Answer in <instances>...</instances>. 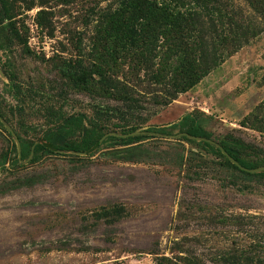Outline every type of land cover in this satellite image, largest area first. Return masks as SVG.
Returning a JSON list of instances; mask_svg holds the SVG:
<instances>
[{
  "label": "rangeland",
  "instance_id": "1",
  "mask_svg": "<svg viewBox=\"0 0 264 264\" xmlns=\"http://www.w3.org/2000/svg\"><path fill=\"white\" fill-rule=\"evenodd\" d=\"M26 1L16 4L30 54L9 46L7 22H0V264H216L222 253L263 247L264 178L220 166L223 158L181 140L176 130H156L202 112L210 118L212 144L227 135L242 139L257 148L253 169L264 167V24L193 89L161 106L155 101L161 102L162 87L129 59H111L94 20L99 14L86 18L106 3ZM117 81L142 97L137 117L153 135L140 146L157 157L113 161L112 145L99 141L89 155L54 151L11 166L21 140L38 144L54 128L45 106L64 118L83 115L77 131L103 112L122 110L109 95ZM251 115L262 121L260 129L245 123ZM121 122L116 115L100 121L110 129ZM38 176L36 185L7 190ZM113 204L124 205L128 216L95 223L92 214Z\"/></svg>",
  "mask_w": 264,
  "mask_h": 264
},
{
  "label": "trees",
  "instance_id": "2",
  "mask_svg": "<svg viewBox=\"0 0 264 264\" xmlns=\"http://www.w3.org/2000/svg\"><path fill=\"white\" fill-rule=\"evenodd\" d=\"M61 1L67 5L74 0ZM17 2L27 1L0 0V22H7L9 46L17 44L24 53L30 54L26 35L19 26L21 8ZM101 3H106L105 7L99 9L93 6L86 18L99 14L94 20L101 27L99 32L101 40L105 41L104 49L111 59H129L134 68L147 72L150 80L163 89L161 102L158 96L155 101L161 106L169 105L179 94L193 89L221 63L224 54L231 56L242 45L257 38L262 33L259 25L264 24V0H97L95 5ZM38 16L40 19L45 16L43 10L39 11ZM44 21L48 23L45 17ZM16 88L20 91L19 86ZM109 95L119 101L122 110L103 112L101 118L87 120L86 125L82 124L78 131L76 127L82 122L83 115L64 118L53 105L45 106L44 111L55 119L54 128L46 131L43 142L38 144L21 140L20 156L12 158L11 166H21L29 157L32 162L38 161L54 151L89 155L99 149V141L112 145L113 149L108 154L113 161L140 163L157 157L149 149L140 146V142L153 135V132L142 130L143 123L137 117L143 109L140 94L117 81L110 82ZM259 109L264 110V104ZM114 115L123 122L111 124L113 129L100 123H109ZM209 121L206 114L192 111L177 123L156 131L166 134L176 130L181 140L223 158L220 166L250 177L264 178V172L251 174L242 169L256 168L257 148L231 135L225 136L218 145L212 144L213 133L207 128ZM245 123L260 129L258 125L262 121H257V117L251 115L246 117ZM136 131L140 133L130 135ZM231 159L240 166L232 164ZM41 181V176L18 179L11 182L7 190L30 187ZM127 216L122 204L104 206L92 214L95 223L102 221L107 225H113ZM253 248L250 252L233 250L222 253L216 257L215 263L264 264V256H261L264 246L257 243Z\"/></svg>",
  "mask_w": 264,
  "mask_h": 264
},
{
  "label": "water",
  "instance_id": "3",
  "mask_svg": "<svg viewBox=\"0 0 264 264\" xmlns=\"http://www.w3.org/2000/svg\"><path fill=\"white\" fill-rule=\"evenodd\" d=\"M140 132H138V131H136V132H134V133H132V134H130V135H137V134H139ZM211 143H214V141H210ZM232 160V162H233V164H235V165H237V166H240V164L237 162V161H235V160H233V159H231ZM244 170H246V171H248V172H251V173H258V172H264V167H261V168H257V169H244Z\"/></svg>",
  "mask_w": 264,
  "mask_h": 264
}]
</instances>
